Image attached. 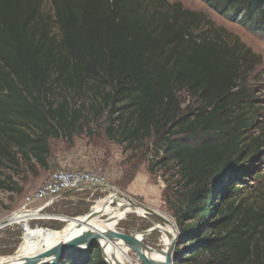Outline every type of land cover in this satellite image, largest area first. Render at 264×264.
Here are the masks:
<instances>
[{
  "label": "trees",
  "instance_id": "obj_1",
  "mask_svg": "<svg viewBox=\"0 0 264 264\" xmlns=\"http://www.w3.org/2000/svg\"><path fill=\"white\" fill-rule=\"evenodd\" d=\"M202 1L264 40V0ZM260 62L180 3L0 0V166L45 168L50 140L104 119L108 140L148 142L149 173L170 172L174 264H264V126L249 86ZM57 264L106 263L93 242Z\"/></svg>",
  "mask_w": 264,
  "mask_h": 264
},
{
  "label": "rangeland",
  "instance_id": "obj_2",
  "mask_svg": "<svg viewBox=\"0 0 264 264\" xmlns=\"http://www.w3.org/2000/svg\"><path fill=\"white\" fill-rule=\"evenodd\" d=\"M167 1L180 3L188 10L203 14L214 27L224 30L232 40H238L260 57V65L249 79V86L254 93V106L261 114L260 120L264 126V40L262 37L241 24L217 14L202 0ZM43 10L45 13H49L46 5L43 6ZM181 99L185 101L182 105L185 107L189 99L184 93L181 94ZM76 104L81 106L79 101ZM71 105L74 107L73 102ZM103 128L104 119L93 120L83 132L74 136L72 142L63 139L50 140V153L45 168L34 161L28 163L23 159L18 166H9L8 164L0 166V181L5 182V185L0 187V224L18 210L24 197L44 184L51 173L58 170H84L103 175L106 178V188L71 193L75 196L74 201H64V204L59 201L44 211L45 215L55 218L66 217L67 219L86 216L97 202L108 197L110 192H115L117 195L127 197L137 206H144L156 214L160 213L166 216L176 229L175 222L162 199L163 191L166 188L165 180L169 179L170 175L168 169H154L153 173H149L148 166L152 161V155L146 151L148 142L136 150L127 149L126 145L108 140L104 135ZM257 133L256 130L254 134ZM8 177L10 181L7 180ZM7 185H12L15 189L21 188L22 193L9 191ZM111 206L116 208L117 203H112ZM106 218L105 216L100 217L101 220ZM28 222L31 229L46 230H59L66 224L55 219ZM155 225L164 226V222L148 213L145 217L129 213L116 224L115 231L124 235H134L153 228ZM24 230L23 224L0 229V257H10L18 251L23 242ZM141 244L147 256L153 259V252L160 254L163 249L161 233L155 231L149 234L141 241ZM129 257L132 260L130 264H143L131 250Z\"/></svg>",
  "mask_w": 264,
  "mask_h": 264
},
{
  "label": "bare ground",
  "instance_id": "obj_3",
  "mask_svg": "<svg viewBox=\"0 0 264 264\" xmlns=\"http://www.w3.org/2000/svg\"><path fill=\"white\" fill-rule=\"evenodd\" d=\"M117 203L116 208L112 207V203ZM94 214V218L88 221L86 224L82 222L86 219V216L76 217L73 220H66V217H45L44 219H55L61 222H65V226L59 230H46L42 228L31 229L27 222L31 216L35 214L20 213L8 220V223L18 224L24 223V236L23 242L18 248V251L10 257H0V264H5L10 260L23 259L32 257L38 254L52 252L59 244L68 238L76 237L80 234H84L90 231H98L102 233L115 231L116 224L123 220L129 213H136L141 217H145L147 214L143 209L129 205L125 200L120 199L119 195L115 192H110L109 196L103 200L97 202L91 211ZM89 214V213H88ZM164 219V226L155 225V228L161 233L162 251L160 254L153 252L154 261L159 264H165L166 253L169 244L173 238L175 228L172 222L164 215L158 214ZM109 217L113 219L111 223L102 221L100 217ZM29 223V222H28ZM80 224V226H78ZM2 225H0V229ZM139 235L136 236L135 241L139 244V247L145 252L143 245L141 244ZM99 243L104 248L106 259L110 264H130L132 263L129 257L130 249L119 241L114 243L100 240Z\"/></svg>",
  "mask_w": 264,
  "mask_h": 264
},
{
  "label": "water",
  "instance_id": "obj_4",
  "mask_svg": "<svg viewBox=\"0 0 264 264\" xmlns=\"http://www.w3.org/2000/svg\"><path fill=\"white\" fill-rule=\"evenodd\" d=\"M106 188V187H105ZM105 188H99L101 190H104ZM69 194V193H67ZM120 199L125 200L129 205H134L135 207H138L140 209H143L146 213L151 214L155 216L160 221L164 222V219L154 213L151 210L146 209L144 206H137L133 204V202L128 199L127 197L123 195H119ZM92 211V210H91ZM95 216L92 212H90L88 215H86V219L82 222L83 224H86L88 221L93 219ZM75 218H70L66 220H73ZM107 223H111L113 219L107 217L105 220ZM165 223V222H164ZM7 223L4 221L2 224V227L5 226ZM80 226V224L78 225ZM158 231L155 227L150 228L144 232H141L139 234L134 235H124L121 233H118L116 231L113 232H107L102 233L98 231H90L86 232L84 234H80L76 237H71L63 241L61 244L58 245V247L52 251V252H46L42 254H38L32 257H27L23 259H14L10 260L5 264H57L58 261L68 252H77V251H85L89 248L90 244L95 242L98 244L101 253L102 258L105 261L106 264H110L108 260L106 259V255L104 253L103 246L99 243L100 240H105L110 243H114L115 241H119L122 244H124L126 247H128L132 252H134L141 263L143 264H159L158 262L152 260L147 256V254L139 247V244L135 241V238L137 235L141 237V239H145L149 234ZM177 230L175 229L173 238L169 244L167 253H166V260L165 264H174L175 258H174V247L177 242Z\"/></svg>",
  "mask_w": 264,
  "mask_h": 264
},
{
  "label": "built area",
  "instance_id": "obj_5",
  "mask_svg": "<svg viewBox=\"0 0 264 264\" xmlns=\"http://www.w3.org/2000/svg\"><path fill=\"white\" fill-rule=\"evenodd\" d=\"M107 185L106 178L96 172L84 170H58L51 173L49 179L32 193L26 195L18 210L5 221L3 227L15 225L8 220L20 213L35 214L28 221L49 217L44 214L48 208L59 202L67 193H81L89 189L101 190ZM3 224V223H2ZM23 226L25 227V224ZM28 224V222H27Z\"/></svg>",
  "mask_w": 264,
  "mask_h": 264
},
{
  "label": "crops",
  "instance_id": "obj_6",
  "mask_svg": "<svg viewBox=\"0 0 264 264\" xmlns=\"http://www.w3.org/2000/svg\"><path fill=\"white\" fill-rule=\"evenodd\" d=\"M74 199H75V196H73V194L71 193L65 194L59 203L64 204V201H74ZM0 225H2V223Z\"/></svg>",
  "mask_w": 264,
  "mask_h": 264
}]
</instances>
